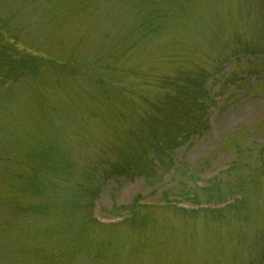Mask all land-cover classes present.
<instances>
[{"label":"rangeland","instance_id":"obj_1","mask_svg":"<svg viewBox=\"0 0 264 264\" xmlns=\"http://www.w3.org/2000/svg\"><path fill=\"white\" fill-rule=\"evenodd\" d=\"M0 264H264V0H0Z\"/></svg>","mask_w":264,"mask_h":264}]
</instances>
